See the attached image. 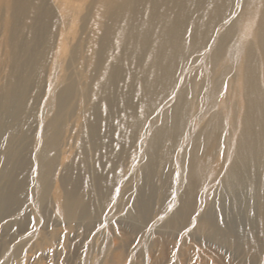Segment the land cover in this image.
Returning a JSON list of instances; mask_svg holds the SVG:
<instances>
[{"label":"bare ground","instance_id":"6f19581e","mask_svg":"<svg viewBox=\"0 0 264 264\" xmlns=\"http://www.w3.org/2000/svg\"><path fill=\"white\" fill-rule=\"evenodd\" d=\"M4 1L0 224L63 167L66 222L118 197L138 233L177 170L166 226L264 264V0Z\"/></svg>","mask_w":264,"mask_h":264},{"label":"rangeland","instance_id":"374dc122","mask_svg":"<svg viewBox=\"0 0 264 264\" xmlns=\"http://www.w3.org/2000/svg\"><path fill=\"white\" fill-rule=\"evenodd\" d=\"M10 5L3 0L0 14H12ZM89 8L87 1L82 17ZM80 33L79 21L75 27L76 39ZM243 105H240L241 110ZM71 150L67 163L76 153L73 143ZM62 168L56 172L52 188L46 193L36 170L23 215L20 213L17 220H8L6 226L0 224V264H252L247 256L228 246L215 249L191 227L178 232L166 226L172 209L178 204V192L174 191L178 184L177 170L172 198L163 207L159 219L150 221L135 233L132 227H127L133 222L125 218L127 208L125 211L118 205V197L91 224L66 222L61 199ZM46 194L47 199L42 202ZM227 214L231 211L227 210Z\"/></svg>","mask_w":264,"mask_h":264},{"label":"snow or ice","instance_id":"6c2138e0","mask_svg":"<svg viewBox=\"0 0 264 264\" xmlns=\"http://www.w3.org/2000/svg\"><path fill=\"white\" fill-rule=\"evenodd\" d=\"M169 98L175 100V96L174 95L170 96Z\"/></svg>","mask_w":264,"mask_h":264}]
</instances>
